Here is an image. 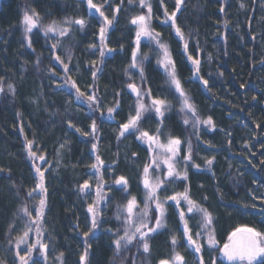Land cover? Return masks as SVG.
<instances>
[{
	"label": "trees",
	"instance_id": "16d2710c",
	"mask_svg": "<svg viewBox=\"0 0 264 264\" xmlns=\"http://www.w3.org/2000/svg\"><path fill=\"white\" fill-rule=\"evenodd\" d=\"M93 2L103 5L110 19L116 15L105 34L103 57L99 39L103 18L88 8L87 0H0V264H20L16 252L25 255L28 245L38 238L48 247L46 261L39 246L33 250L32 260L37 264H158L175 252L186 264H198L200 256L204 264L214 260L228 264L219 248L232 231L241 226L264 231V0H183L176 13L183 41L171 21L162 23L167 19L165 9L169 14L175 11L176 0H148L153 9L152 28L168 48L183 90L196 108L195 117L181 111L182 97L158 63L162 50L155 41L141 38L137 59L143 63L130 67L136 49V26L130 20L147 9L139 6V0L131 4L129 0ZM32 9L42 17L41 25L55 20L61 27H70L69 34L46 36L38 27L26 39L22 17ZM66 18H82L85 27L63 24ZM93 44L96 47L90 48ZM56 56L68 65L67 72ZM189 56L199 60L198 71ZM131 83L142 93L150 89L152 98L167 101L162 118L149 110L138 127L150 135H157L159 129L163 144L170 137L181 140L178 171L185 170L182 158L191 145L188 179L173 178L166 195L187 187L190 198L207 208L213 217L216 248L206 242L207 229L199 238L201 253L188 247L178 212L185 210L193 235L201 231V214L188 213L182 200L181 208L173 201L165 204V226L148 238L149 253L143 251L138 238L116 250L113 240L123 235V206L135 196L140 205L135 211L143 208V167L151 165L156 155L136 138L139 132L119 137L120 125L135 114L138 98L128 88ZM77 88L84 93L79 99ZM89 95L96 98L91 106ZM144 102L150 104L148 96ZM109 108L115 109L111 115ZM209 118L211 125L203 123ZM196 119L201 123H195ZM28 141L44 161L29 157ZM97 156L104 162L100 173L91 168ZM34 163L44 171L47 191L37 190L29 197L39 182ZM154 167L150 168L152 179L157 174ZM160 170L163 178L167 172L163 163ZM100 175L104 199L98 205V227L93 230L87 209L95 202ZM120 176L128 181L126 190L114 182ZM85 181L90 187L82 192ZM41 197L46 200L43 234L37 237L32 225L26 243L17 249L16 239L29 223L21 209L27 206L35 217ZM150 206L154 211V205ZM85 232L91 234L86 238ZM173 235L176 245L171 243Z\"/></svg>",
	"mask_w": 264,
	"mask_h": 264
},
{
	"label": "snow or ice",
	"instance_id": "6c2138e0",
	"mask_svg": "<svg viewBox=\"0 0 264 264\" xmlns=\"http://www.w3.org/2000/svg\"><path fill=\"white\" fill-rule=\"evenodd\" d=\"M107 2V0H105ZM134 0H129V3H133ZM163 3V0H161ZM183 0H176V9L171 14L167 12L165 9L164 15L167 17L166 20L162 21V23L167 24L168 21H171V27L175 30L176 36L180 38V40H184V33L182 32L181 28L177 25L176 20V13L180 10L181 4ZM87 5L89 9H95L99 16L103 18L101 27L99 28V39L101 41V49H100V56L103 57L105 55L104 47H106L105 43V34L108 31V28L113 24V21L116 19L115 13L113 14L112 18L110 19L105 12L102 11L103 5H97L93 2V0H87ZM139 6L142 8H146L147 12L144 14H137L133 16L130 20L132 25H135V44L136 49L132 52V62L130 64L131 68H136L138 64H142V61H138L137 59V50L139 48L141 38L147 37L151 41H155L158 48L162 50V58L158 59V63L164 67L165 72L167 73L170 85L175 87V91L179 93V96L182 97V108L181 111H187L192 114V116H196V108L195 106L189 101L188 97L186 96L181 81L177 77L176 69L174 61L171 58V55L168 51V48L165 44H163L160 39V33L154 32L152 28V19H153V9L151 3L148 0H139ZM243 7V5H241ZM117 13L119 12V6L116 7L115 10ZM223 11V9H221ZM41 19L39 13L32 9L30 12L25 10L23 12L22 17V24L24 26L25 38L27 39L28 33H31L33 29L38 27L44 32L47 36L49 33H53L59 35L61 37L66 36L70 32V27H61V24L57 21L53 20L51 23L47 25H41ZM63 24L66 25H79L81 29L85 27L86 21L82 18L72 19L66 18L62 21ZM28 46L31 47V40H29ZM53 48L56 47L54 44ZM90 48L96 47V45H89ZM188 49L187 43L184 44L185 52ZM108 51H112V49H108ZM55 59L63 64L65 72L68 71V65L65 64L59 56H56ZM71 59V57H69ZM191 60L193 65L197 66L199 60L193 59L192 56L188 57ZM93 77L95 78V71L92 73ZM140 75L143 77V68L140 69ZM205 86L207 85V81H204ZM11 85L9 88L11 89ZM72 87L76 88L75 82L72 83ZM128 88L131 89L133 93L136 94V106H135V114L129 115L127 122L120 125L119 137H124L126 133L130 132H139V135L136 137L139 140L144 141L149 146V151L155 152L156 155L152 157L151 165L146 164L143 167L142 172V183L143 187L146 190L144 194L143 200V208L137 213L135 210L140 207L139 203L135 196L131 197V199L127 200V203L123 206V211L126 213L123 221V235L116 236L113 240V243L116 247V250L119 251L122 248H126L129 244H131L137 238L139 241L142 242V248L145 253L150 252V245L148 238L151 234L156 233L159 229L165 226V215H166V208L165 204L167 201H173L177 208H181V201L183 200L187 204V212L192 213L193 210L201 214V231H197L194 235L191 229L188 226V221L185 219V210L181 209L178 212L179 220L183 224V233L182 235L187 240L188 247L192 248L195 253L199 254L202 251L203 244L200 242L201 232L207 229V244L210 248L217 247V241L214 235V230L211 228L213 224V217L211 213L204 208L203 206L199 205L197 202L192 200L189 196V189L185 187L183 192H174L172 195H166L168 186L171 182H173V178L175 179H188L187 173V162L192 160L191 155V145H189V151L186 156L182 159L186 162L185 163V170L178 171L177 170V158L179 157V153L181 151L180 144L181 140L179 138H169L166 144L160 142L159 139V129L157 130V135H150L147 131H142L138 127L139 122L141 121L143 114L149 110H154L156 115L159 117L164 116V111L167 110L165 99L161 98H152L151 97V90H147L146 92L142 93L140 89L134 83L128 85ZM2 90V89H0ZM77 91V99L80 96H83L84 93L80 92L79 88L76 89ZM148 96L150 99V104L146 105L144 102V97ZM87 100L91 103L96 102V98L94 96H87ZM118 106V104H117ZM114 108H109L108 112L111 113L114 111ZM189 121L187 119L184 120V123L187 124ZM195 123L199 124L201 121L199 119L195 120ZM205 124H212L211 118L207 121H203ZM69 127H72V124L69 123ZM93 133L96 131V123L93 121L92 125ZM80 131V129H77ZM84 133H82L83 135ZM118 137V138H119ZM32 141L27 142V149L28 155L30 158L34 160L44 161L45 157L43 155L37 156L36 152L32 150ZM96 149V145L93 144V150ZM159 150V151H157ZM103 160L100 159L99 156L96 157V163L91 165V168L94 169L97 173H100L101 167L103 166ZM160 163H163L166 168L167 172L166 175H161L160 170ZM207 163L211 165L212 161L208 160ZM154 167V171L157 173L155 179L150 177V168ZM195 167H199V165H194ZM35 171L39 177V182L36 186L28 193L29 197L33 195L34 192L37 190L39 193L44 194L46 193L47 189L45 187V175L44 171L41 170L40 167L33 164ZM2 171V169H0ZM115 184L122 185L121 190H126L128 181L125 177L120 176L116 179ZM90 185L87 181L83 185H81V191H85L89 189ZM163 190V191H162ZM103 192V175L98 177L97 189H96V199L94 204H90L88 206V213L91 214V228L94 230L98 227V219L97 217L100 215V211L98 205L100 204L101 200L104 199L102 194ZM163 197V198H162ZM150 205H154V211L152 210ZM46 207V200L41 197L39 199V205L36 209L35 217L32 216L31 211L28 209L27 206L23 207L21 211L25 216L29 218V223L25 225V230L23 232V236H20L16 239V247L17 249L20 248V245L26 243V239L30 232L33 231L32 225H35V232L37 237L42 236V223L44 218V209ZM117 219H120V214L118 213ZM154 225V226H152ZM119 231V229L117 230ZM91 233L85 232L84 236L87 238ZM114 235H116L114 233ZM177 237L173 235L171 237V243L173 245L177 244ZM39 246V251L41 255L44 256L45 261L47 260V247L48 245L42 243L41 240L38 238L35 243L28 245L26 254L21 255L20 251L16 252V256L18 257L20 264H37V261L32 260V252ZM219 252L221 256L228 262V264H264V231H258L256 228L248 227V226H241L237 227L234 231L227 238V242L223 244L221 248H219ZM87 253L81 256V261H84L86 258ZM63 256V253H61ZM59 259V257L57 258ZM62 264V262H61ZM158 264H186L185 258L180 255V253L175 252L174 255L169 259H161ZM198 264H204V259L200 256L198 260ZM213 264H216V261H213Z\"/></svg>",
	"mask_w": 264,
	"mask_h": 264
},
{
	"label": "water",
	"instance_id": "95a60500",
	"mask_svg": "<svg viewBox=\"0 0 264 264\" xmlns=\"http://www.w3.org/2000/svg\"><path fill=\"white\" fill-rule=\"evenodd\" d=\"M137 88H138V87H137ZM130 92L132 93V95H133V96L137 97V96H136V94H135V93H133V92L131 91V89H130Z\"/></svg>",
	"mask_w": 264,
	"mask_h": 264
}]
</instances>
